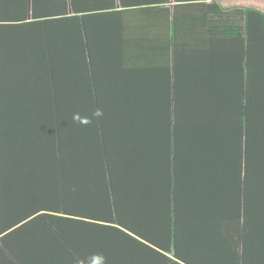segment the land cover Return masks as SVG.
I'll use <instances>...</instances> for the list:
<instances>
[{
    "label": "trees",
    "instance_id": "16d2710c",
    "mask_svg": "<svg viewBox=\"0 0 264 264\" xmlns=\"http://www.w3.org/2000/svg\"><path fill=\"white\" fill-rule=\"evenodd\" d=\"M95 1L0 0V264H264V11Z\"/></svg>",
    "mask_w": 264,
    "mask_h": 264
},
{
    "label": "crops",
    "instance_id": "0c3cea01",
    "mask_svg": "<svg viewBox=\"0 0 264 264\" xmlns=\"http://www.w3.org/2000/svg\"><path fill=\"white\" fill-rule=\"evenodd\" d=\"M90 1V5L96 4L95 0ZM192 1H187L193 2ZM224 8H252L264 11V0H215ZM191 3H188L189 5ZM189 8V7H188ZM242 14V13H236ZM259 32V31H258ZM217 40V39H216ZM253 46L247 50L249 55L244 59V46L243 41L236 38H225L220 40L219 43L213 42L214 60H222L219 66H214L216 69H222L225 72L232 71L237 76L241 74V87H252V91L256 102L250 106L251 118L264 119V50L263 44L259 41V36L252 40ZM258 47V52L255 56L250 58L252 49ZM249 50H251L249 52ZM247 55V53L245 54ZM242 56V59L240 58ZM241 59V60H239ZM217 80V79H216ZM236 87V86H235ZM256 93V96H255ZM254 123V122H251ZM259 130L250 135L253 141L259 136H264V126H258Z\"/></svg>",
    "mask_w": 264,
    "mask_h": 264
}]
</instances>
